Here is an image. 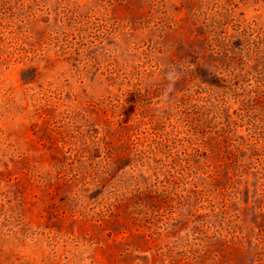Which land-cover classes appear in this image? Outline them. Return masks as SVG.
<instances>
[{
    "label": "rangeland",
    "instance_id": "rangeland-1",
    "mask_svg": "<svg viewBox=\"0 0 264 264\" xmlns=\"http://www.w3.org/2000/svg\"><path fill=\"white\" fill-rule=\"evenodd\" d=\"M0 264H264V0H0Z\"/></svg>",
    "mask_w": 264,
    "mask_h": 264
}]
</instances>
